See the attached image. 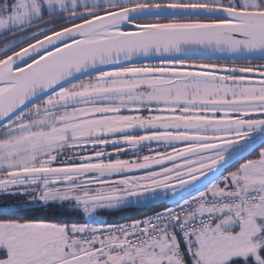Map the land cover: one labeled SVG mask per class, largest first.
Wrapping results in <instances>:
<instances>
[{
    "label": "snow or ice",
    "instance_id": "1",
    "mask_svg": "<svg viewBox=\"0 0 264 264\" xmlns=\"http://www.w3.org/2000/svg\"><path fill=\"white\" fill-rule=\"evenodd\" d=\"M0 264H264V0H0Z\"/></svg>",
    "mask_w": 264,
    "mask_h": 264
},
{
    "label": "trees",
    "instance_id": "2",
    "mask_svg": "<svg viewBox=\"0 0 264 264\" xmlns=\"http://www.w3.org/2000/svg\"><path fill=\"white\" fill-rule=\"evenodd\" d=\"M61 213L58 210H53L47 212V216L49 218L55 219ZM151 213L148 211L147 208H132L126 211L116 212L114 214L108 215L106 213H102V218L111 222H122L121 217L129 216V217H140L142 215H150Z\"/></svg>",
    "mask_w": 264,
    "mask_h": 264
},
{
    "label": "water",
    "instance_id": "3",
    "mask_svg": "<svg viewBox=\"0 0 264 264\" xmlns=\"http://www.w3.org/2000/svg\"><path fill=\"white\" fill-rule=\"evenodd\" d=\"M197 59H202L204 61L205 60H227V58H225V57L219 56L218 54L214 55L211 53L204 54L202 57H198Z\"/></svg>",
    "mask_w": 264,
    "mask_h": 264
},
{
    "label": "flooded vegetation",
    "instance_id": "4",
    "mask_svg": "<svg viewBox=\"0 0 264 264\" xmlns=\"http://www.w3.org/2000/svg\"><path fill=\"white\" fill-rule=\"evenodd\" d=\"M205 62H227V60H205Z\"/></svg>",
    "mask_w": 264,
    "mask_h": 264
}]
</instances>
